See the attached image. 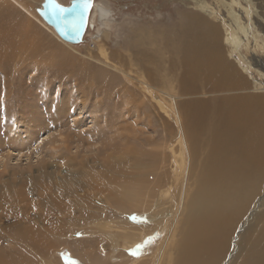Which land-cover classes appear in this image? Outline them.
Masks as SVG:
<instances>
[{
	"label": "rangeland",
	"instance_id": "374dc122",
	"mask_svg": "<svg viewBox=\"0 0 264 264\" xmlns=\"http://www.w3.org/2000/svg\"><path fill=\"white\" fill-rule=\"evenodd\" d=\"M56 1L68 6L72 0ZM41 2L0 0V262L150 264L151 232H145V244L136 243L142 233L130 222L137 215L119 217L111 198L122 197L124 188H135L137 202L146 200L145 210H149L155 200L166 207L186 190V202L203 151L194 161L172 111L162 112L148 96L134 90L136 78L146 79L151 73L159 90L172 97L181 95L182 68L175 51L190 42L192 35L187 32L192 19H202L213 24L215 35L219 31L225 60L264 100V0H91L89 17L93 6L108 10L110 17L90 23L77 45L63 42L42 21L36 12ZM12 27L19 34H13ZM24 31L32 44L26 50L20 49ZM231 34L240 41L237 47L230 43ZM163 70L170 72L167 87L157 77ZM227 91L181 95L185 99H177L179 114L184 101L201 99L204 115L214 116L211 110L220 100L250 92ZM166 95L164 100L170 104ZM162 183L164 194L144 197ZM100 187L103 191L95 195ZM122 199L121 208L131 205ZM25 234L33 240L17 239ZM126 240L132 244H124ZM143 247L147 253L141 257Z\"/></svg>",
	"mask_w": 264,
	"mask_h": 264
},
{
	"label": "bare ground",
	"instance_id": "6f19581e",
	"mask_svg": "<svg viewBox=\"0 0 264 264\" xmlns=\"http://www.w3.org/2000/svg\"><path fill=\"white\" fill-rule=\"evenodd\" d=\"M43 4L44 0L40 3V8L37 9L40 16L44 11L42 8ZM109 17L110 12L108 10L103 9L102 7L93 6L92 15L90 17L88 16V26L90 23L95 21L96 18L100 21L106 22V19ZM11 31L13 34H19V31L15 28ZM24 32H26V34L23 36L20 34L24 37V43L21 44L20 49L22 47L23 50H26L27 47H31L32 44L26 40L28 38V32ZM187 34H189V37L192 35L190 42L186 43L187 46H185V49L183 48L181 51H175L180 55L179 61H181L182 68V73L178 81V85L181 87V95L195 96L197 94L200 95V93L203 92L219 93V90L221 92L229 90L227 92L230 93H234L236 91L239 92V90H242V92H250L235 93V97L230 95L231 97L225 98V101L220 100L223 105L222 108L220 107V102H218L214 107V110H211L214 111V116H212L211 113L204 115L205 112L201 111L204 101L201 99L184 101L181 105L182 113L179 114L177 109V99L180 98L181 95H175V97H172L169 94L166 95L165 91L159 90L156 79L153 77L151 78V73H148L146 79L141 75L138 76L136 78L137 84H134V90L141 93L144 97L148 96L150 98L148 99L151 100L150 102L156 103V106H158L162 112H165L167 109L168 113L172 111L176 126L180 129V136L183 140L182 143L187 148L186 141L188 140L193 160L196 161L195 159L199 157L198 154L200 151H203V155L201 156L200 154V158L198 159L200 165L195 176L196 181L191 184V186H193V192L186 202H184V198L187 191L183 190L179 199L177 201L171 200L170 205L164 207L166 203H162L157 199L151 209L145 210L147 202L144 199L137 202V197H135L132 192L135 188H124V195H122V197L116 195L111 198L112 202L115 204V206H113L119 209V217H122V214L137 215L136 220H132L131 222L129 221L133 226L132 228L140 230L138 232L142 233V236L137 239V242L135 240L136 243L141 244L142 242L145 244V232H151L152 235H148L151 237L148 245L151 241H153V244L151 243L153 256L150 264H264V100L262 99V95L257 92L258 89L257 91L253 90L252 87H250V83L222 56V52L218 44V40L220 39V35L218 36L219 31L217 30V35H215L213 24L205 22L202 19H198L196 22L192 19ZM4 39L5 36L2 41ZM230 43L236 47L240 44V41L235 34H231ZM14 44L16 43L14 42ZM14 50L15 48L12 51ZM175 66L176 63H174L173 67ZM123 72L125 77L127 76L132 79L126 71L123 70ZM162 74L163 75L157 76L158 81L166 86L167 81L165 78L166 75L170 74V72L167 71V73H165L163 70ZM164 95H166V98L169 97L170 104L164 100ZM218 99L219 98H217V100ZM208 101L214 102V100ZM169 105L174 107L173 110L170 109ZM218 114H220V118L217 117ZM183 125L185 126L186 131L184 130ZM201 137L204 138L202 139ZM171 143L173 142L171 141ZM173 145H175V143ZM176 153L178 152L176 151ZM187 153L190 155L188 150ZM160 163L161 162H159V164ZM184 164L185 162L183 165ZM172 170H174V168ZM175 170L172 172L175 173ZM101 178L103 179V177ZM172 187L174 188V186ZM163 188V183L162 185H156L150 192L145 194L147 196H142L145 198L159 197L164 194V192L161 191ZM102 191L103 188L100 187L95 192V195ZM75 196L76 195H74V197ZM121 198H123L122 203L126 205L131 204L132 206L130 205L128 207L126 206L121 208L119 205ZM133 201L136 203L135 205H133ZM22 203L25 202L22 201ZM162 205L164 208H161ZM87 208L89 207L87 206ZM54 213L56 212L54 211ZM251 221L252 223L250 224ZM134 229L133 231H135ZM18 236L19 237H17V239L20 241H25L26 239L29 241L33 240V238L28 234ZM116 236L118 235L116 234ZM86 237L88 236H85V239ZM109 238L113 239L112 235H109ZM79 241L81 242V240ZM126 243L132 244V241L126 240L124 244ZM122 247L126 249L125 246ZM141 249L143 250V252H140L141 257L146 256L147 250L144 252V247ZM40 262L42 263L43 261ZM0 264L8 263L0 262Z\"/></svg>",
	"mask_w": 264,
	"mask_h": 264
},
{
	"label": "water",
	"instance_id": "95a60500",
	"mask_svg": "<svg viewBox=\"0 0 264 264\" xmlns=\"http://www.w3.org/2000/svg\"><path fill=\"white\" fill-rule=\"evenodd\" d=\"M82 0H72L68 6L60 5L56 0H44L42 21L51 27L58 37L69 45H77L82 41L88 26L90 9L85 12L78 7ZM63 8L62 11H59ZM74 10V11H73Z\"/></svg>",
	"mask_w": 264,
	"mask_h": 264
},
{
	"label": "snow or ice",
	"instance_id": "6c2138e0",
	"mask_svg": "<svg viewBox=\"0 0 264 264\" xmlns=\"http://www.w3.org/2000/svg\"><path fill=\"white\" fill-rule=\"evenodd\" d=\"M91 0H82V2L78 5V7H81L84 9L85 12H87L91 8ZM63 8H60L59 11H62ZM74 11V10H73ZM134 220H136L135 217H133Z\"/></svg>",
	"mask_w": 264,
	"mask_h": 264
}]
</instances>
